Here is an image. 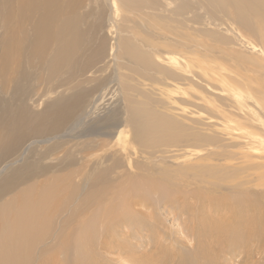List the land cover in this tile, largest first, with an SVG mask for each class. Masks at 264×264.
<instances>
[{"label": "bare ground", "instance_id": "obj_1", "mask_svg": "<svg viewBox=\"0 0 264 264\" xmlns=\"http://www.w3.org/2000/svg\"><path fill=\"white\" fill-rule=\"evenodd\" d=\"M207 1L215 9L216 19L210 23L217 27L216 36L220 33V37L229 38L225 34H231L229 40L239 43L238 47L223 50L232 57L235 68L227 64L222 52L218 58V48H206L214 57L207 60L204 54L192 50L186 40L165 45L162 52L156 48L151 52L157 56V65L176 74L178 81L168 82L170 85L180 90L184 81L190 87L208 90L212 100L227 96L225 99L239 105V110L234 112L219 109L225 119L216 132L209 133L199 129L191 132L184 125L170 123L164 117L156 119L144 104L147 101H136L130 96L125 83L127 74L121 69L127 64H143L142 50L125 43L122 37L117 39L113 30L111 34L117 41L111 42L110 50L106 39L102 38L95 46L93 41L87 42L89 37L91 39L90 33L81 26L85 15H80L81 11L78 13L84 0L0 3V7L4 4L6 8L3 13L1 7L0 19L8 27L19 17L16 11L24 15L39 14L35 18L30 14L26 19L33 22V33L8 31L0 39L3 50L0 86L7 83L17 45L21 42L27 43L31 59H42L41 64L51 75L61 77L46 105L44 96L35 102L37 106L43 105L37 121L21 113L15 116L0 105V264H48L52 254L59 249L70 250L73 244L78 251L77 262L92 264L88 257L91 253L83 245L85 234L91 239L96 232L105 237L114 225L129 238V230L136 221L140 220L145 226L156 225L164 219V212L172 211L170 206H180L181 214L192 213L193 208H211L207 209L209 215L202 218L205 220H201L204 227L201 231L193 229L191 237L176 217L179 232L193 244H189L190 250L182 255L184 264H222L221 260H216L219 255L228 250L238 254V249L250 260L253 248L262 254L263 259L258 261L264 260V233L252 229L254 220L250 223V218L256 215L260 222L264 219V206L257 200H261L259 193L264 191V0ZM106 2L113 12L112 20L118 23L124 10H132L141 1ZM187 5L188 0H181L178 10L183 12ZM67 7H71L74 14L62 12ZM228 7L236 11L240 27L257 33L255 39L242 28L230 27L229 18L225 22L218 17L217 14L227 12ZM99 17L97 24L101 26L104 23ZM82 36L86 38L85 46L81 44ZM84 52L86 54L82 55ZM112 65L120 92L107 112L95 117L99 103L110 94V88L100 92L110 75L97 77L96 74L98 70L108 71ZM93 68L98 70L91 71ZM84 73H89L88 84L96 81L95 88H85L83 81L64 88L63 84L67 81L71 84L72 78ZM60 81L63 84H59ZM184 96L183 93L180 98L188 101ZM182 114L186 115L185 111ZM208 125L213 127L217 123ZM216 135L219 139L213 138ZM67 138L77 140L70 151L59 155L64 147L61 142ZM127 175L135 180L119 194L116 188ZM200 188L218 193L200 198L201 194L196 196ZM118 195H124L125 201L121 214L112 217V202ZM127 196L131 197L130 202ZM93 205H101L105 210L100 213L99 221L90 215L88 220L93 222L90 230L88 226L78 231L66 229L77 218L88 216ZM223 205L229 207L226 218H213V213ZM238 221L240 225L236 226L241 231L236 233L234 224ZM126 222L129 223L128 231L122 232L121 226ZM193 223L196 224V220ZM73 234L80 239L77 244L70 240ZM205 236L211 242L209 239L206 242ZM103 241L100 240V248L104 246ZM130 243L127 244L131 245V250H125V244H119L117 251L104 249L111 254L117 253L113 254L117 259H110L118 264H157L145 261L151 260L149 252L146 251L145 256L137 254L141 246L147 248L150 242L134 245L132 240Z\"/></svg>", "mask_w": 264, "mask_h": 264}, {"label": "rangeland", "instance_id": "obj_2", "mask_svg": "<svg viewBox=\"0 0 264 264\" xmlns=\"http://www.w3.org/2000/svg\"><path fill=\"white\" fill-rule=\"evenodd\" d=\"M9 1L12 2L16 0H0V3L5 2L6 4H9ZM62 1L66 3L68 0ZM140 1L141 2L133 7L132 10H124L122 16L118 17V20L120 19V21L118 23H114V20H112L113 12H111L109 6H107L108 2H106V0H84L83 4L78 8V13L81 11L79 14L81 15L84 13L85 15L81 26L83 29H87L90 33L89 36H91V39L89 37L86 41H93V46H95L97 45L96 43L102 38L106 39L107 47L110 50L111 42L113 40L116 42L117 39L122 37L125 43L136 46L142 50V56L145 59L143 64H127V67H123L121 69V72L127 74V80L125 83L130 96L136 101H147L144 104L150 108L151 114L156 119L164 117L166 120L170 121V123L184 125L186 128L190 129L191 132H196L198 129L206 133L212 131L216 132L219 127H221L220 124H222L225 119L223 114L218 110L220 109L221 111L226 112L230 109L231 112H234L239 110V105L234 100L225 99L227 96L221 98V100H212L213 97L210 95L208 90L203 91L198 87H190L184 81H182L180 90L177 87L170 85L168 82L178 81L176 74L173 71L167 70L160 64L157 65L155 62L157 56L152 54L151 49L156 48L162 52L165 45H169L170 43L179 40H186L192 50L195 49L196 52L204 54L207 60L214 59V57L210 55V53L206 52V48H218V58L221 56L222 52L223 56L227 58V64H230L235 68L236 64L234 63L232 57L228 54H225L223 50L228 49L229 47H238L239 43H235L236 41L234 39L233 42H231V40H229V38L232 37L231 34H225L226 32L224 31L222 33L229 36V38L220 37V33L219 36H216V32L214 30H216L217 27L215 24L210 23L211 20L216 19V13L215 9L210 7L207 0H188L187 8H184L183 12L178 10L181 0ZM1 7V11L5 13L6 8L4 4ZM67 8L62 12L74 14L73 11H71V7ZM223 12L224 13L217 14L218 17L223 19L225 22H227L226 19L229 18L231 22H229L228 25L230 27L237 26L238 28H242L240 27V21L237 17L236 11L232 9V7L227 8L229 16L226 17L227 12ZM17 13L19 14V17ZM30 14L33 15V13H29L28 15L25 13L24 15L16 11V16L20 20L16 18V21L14 20V22H11L12 25L9 27L5 26L3 21L0 19V39L4 37L5 33L8 31L9 33L17 31L18 33L21 30H25L26 35L31 31L33 33V22L29 23V20L26 21V19H29L28 17ZM36 15L39 14L34 13L33 18H35ZM110 15L112 16L110 17ZM99 16H101V23H104L101 26H98L97 24V21L100 19ZM123 17H125V19H123ZM22 18H25V20H22ZM258 21L260 22L259 16ZM31 24L32 26H30ZM111 30H113V33L117 39L113 33L111 34ZM242 30H244L254 39L257 36V33H250L246 28H242ZM92 35H94V37ZM81 38V44L82 46H85L87 42L84 39L86 38L85 36H82ZM1 53H3L2 49H0V54ZM85 54L86 52H84L82 55ZM41 60L42 59L37 58L31 59L28 56L26 42H21L19 45H17V54L15 55L12 62V71L10 75H8L9 78L6 80V85L0 86V105L7 107L12 113H15V116L18 113H21V115L24 114L29 120L37 121V118H39L38 114L41 112L43 105L41 104L40 106H37L35 102L38 101L40 96H44V105H46L52 96V93L50 92L54 90L57 81L61 79V77H58L57 74L51 75L48 69L45 68L44 64H41ZM96 70L98 69L93 68L91 71ZM114 71L115 68L112 65L108 71L102 72L98 70V73L96 74L97 77L99 75L102 76L101 74L104 76L110 75L109 80L104 84V86L101 87L100 91L103 93L105 90L110 88V94L104 98V101L99 103L95 117L100 113L103 114L107 112V108L111 107L118 97L120 86H118L117 81L114 78ZM89 73L76 75L74 78H72L73 82L71 84H68V81L65 84H63L61 81L58 83L63 84L64 88H67L70 85H74L80 81H83L85 88H95L96 81H93L90 84H88L86 81L87 77H89ZM249 74H252L255 77L260 76L256 73ZM1 83L2 82H0V84ZM61 89L63 88H60V90ZM186 89H188V91H186ZM219 91H223V89H220ZM183 93L185 94L184 97L188 98V101H183L180 98L183 97ZM224 94L227 93L224 92ZM208 99H211V101H208ZM249 102L252 105H255L252 99H250ZM90 105L91 104H89L87 107H90ZM183 111H185L186 115L182 114ZM231 117L234 119V115H231ZM213 122L217 123V126L210 127L208 123ZM257 130L260 129H256V131ZM1 132L2 129H0V135ZM213 138L219 139L218 135L214 136ZM76 140L77 139L70 138L62 140L61 143H63L64 147L63 151L60 152L59 155L66 151H70ZM93 149L94 148H92V150ZM218 157L221 158L222 156L219 155ZM143 175L145 176V174ZM134 180V177L127 175V178L116 188L117 192L121 194ZM127 181L128 184H126ZM214 193L218 192L200 188L197 191L196 196L198 197V194H201L200 198H202L206 194L213 196ZM259 194L261 195V200H257L260 201L262 206H264V191ZM122 196L124 198L118 195L116 200H114V203L112 202V204H114L113 207L111 206L112 208L110 207V215L112 217H118L122 212L121 208L125 201V196ZM126 199H128L130 202L131 197L127 196ZM195 201L199 202L200 200H192L191 202ZM199 204V206H201V203ZM139 208L147 210L143 207ZM180 208V206H170L172 211H168L166 213L164 212V219L156 225L145 226L141 225L142 222H140V220H138V223L136 221L133 224L132 230H129V238H125L121 233V228L119 229L118 227L116 229L114 225L113 228H111L114 231L111 230L107 235H105V237H101L100 234H97L96 232L94 237L91 239V236H86L85 234L83 237V245L91 253V255L88 257L90 258L92 264H111V262H114L112 264H118L119 262H115L110 259H117V255H113L117 253L111 254L107 249L104 248H111L112 251H117L116 248L119 244H125V250H131V245L127 243H130L132 240L134 245L135 243L140 242L142 244L144 242L145 245L150 242V245L147 248H143V246H141L137 253L138 255L143 254L145 256L146 253L149 252L151 254V260L147 259L145 261H151L157 264H160L158 261H161L164 264H184L182 255L190 250L189 244L192 242H190L187 238H184L182 233L179 232L180 230L176 222V217H179L182 223L181 225L185 227V233L191 237L190 234L193 229H198L201 231V229L204 227L200 224L201 220H205V218H202L206 215H209L207 213V209L211 210V208L208 206L205 209L204 207L193 208V210H191L194 211L192 212L193 214L191 212H188V214H181L180 210L182 209ZM103 210H105L103 206L93 205L88 216L77 218L74 222L70 223L66 229L78 231L80 227L88 226L90 230V226L93 224L91 220L93 219L95 221H99L102 218L100 213ZM228 211L229 207L227 205H223L218 209L217 212L213 213L212 217L216 219H224L226 218V213ZM90 215H92V219L88 220ZM256 216L250 218V223L254 220L253 223L255 227L252 226V229L256 231L259 230L261 233H264V219H262V222H260L259 216ZM124 218L128 222V218ZM184 219H187L188 222L185 223ZM191 219H194L193 221L196 220V224H194ZM84 222L86 223L82 224ZM118 222L120 221L118 220ZM127 222L121 226L122 232L128 231L129 223ZM236 225H240V222L238 221L234 224V230H236V233H239L241 230H239V226ZM174 237H176V239H173ZM102 239H104V246L100 248V240ZM208 239L211 242L209 237H206V242H208ZM70 240L73 242H78L80 239L77 238L76 234H73ZM255 242L257 241L255 240ZM71 246L72 247L70 250L59 249L54 254H52L50 256L51 261L48 264H91L90 262H77L76 256L78 255V251L75 250L76 245L73 244ZM191 246H193V244H191ZM112 248L115 249L113 250ZM253 249H251L252 258H250V260L245 256L246 253L238 252L239 249L236 251L238 254L230 253L228 250L225 253L219 255L218 259L216 260H221L222 264L225 262L230 264H264V260L258 261L259 258H262V254L256 248ZM239 254H241V257ZM107 258L111 262H108L106 260Z\"/></svg>", "mask_w": 264, "mask_h": 264}]
</instances>
